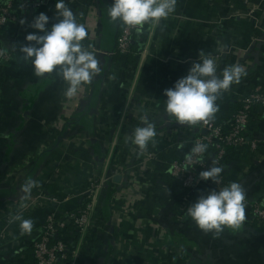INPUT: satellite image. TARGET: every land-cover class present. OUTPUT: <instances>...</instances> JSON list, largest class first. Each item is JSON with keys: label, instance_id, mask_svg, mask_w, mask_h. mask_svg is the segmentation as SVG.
<instances>
[{"label": "crops", "instance_id": "1", "mask_svg": "<svg viewBox=\"0 0 264 264\" xmlns=\"http://www.w3.org/2000/svg\"><path fill=\"white\" fill-rule=\"evenodd\" d=\"M28 1L45 3L29 12L25 23H9L0 33L1 47L12 56L0 67V263L36 264L33 244L46 217L78 209L90 181L110 169L122 179L113 183L105 235L85 242L69 264H264L263 227L246 216V227L205 234L179 210L183 189L163 180V164L158 159L143 164L141 156L172 149L184 158L186 145L201 133L202 122L181 126L169 121L163 95L188 74L200 51L220 57L218 73L234 64L246 70L241 82L218 98V107L227 108L234 95L264 85V42L254 41L261 32L247 17L250 6L244 0H177L175 13L155 29L149 26L145 41L138 40V65L128 68L124 57L115 58L121 23L108 18L112 0L91 5L65 0L86 26L91 45L85 48H92L102 69L76 96L66 98L68 85L55 71L38 77L19 53L26 35L35 31L34 17L46 13L49 28L61 19L56 0ZM14 12L20 14L18 7ZM259 15L264 28V14ZM143 117L156 124L157 136L141 151L131 135ZM255 121L257 130L249 136L257 148H245L226 168L225 178L241 183L246 197L264 203L262 111ZM26 181H35L36 187L25 199L20 189ZM135 183L134 190L126 187ZM43 190L60 204L17 211L22 201ZM17 215L33 221L30 233L22 232L20 221L13 219Z\"/></svg>", "mask_w": 264, "mask_h": 264}, {"label": "clouds", "instance_id": "2", "mask_svg": "<svg viewBox=\"0 0 264 264\" xmlns=\"http://www.w3.org/2000/svg\"><path fill=\"white\" fill-rule=\"evenodd\" d=\"M177 0H112L108 7L111 22H120L142 32L147 24L155 29L162 20L175 13ZM55 8L61 19L50 23L49 16L41 12L33 18L31 28L35 31L25 37L26 43L19 48L25 61H30L36 76L43 77L54 71L68 85L65 97L72 98L84 86L90 84L102 70L99 57L81 43L87 37V28L78 23L73 11L66 6L65 0H56ZM23 24L24 21H21ZM147 53V49H145ZM144 65L141 66V68ZM246 70L239 64L225 67L218 73L216 59L200 51L198 60L192 64L188 74L177 80L172 88L166 89L165 114L169 121L179 125L194 126L198 122L209 123L219 110L216 101L234 84H239ZM142 126L136 127L131 135V143L144 151L157 136V127L147 117L142 118ZM179 147H183L180 145ZM208 149L207 144L194 143L184 156L188 165H198ZM223 166H212L199 173V179L211 180L217 186L221 183ZM35 181L21 185L23 198H27ZM196 227L204 232L220 235L226 229H239L246 219V191L241 183L232 182L219 190H211L199 196L186 209ZM20 221L24 233L33 228L31 219L13 218Z\"/></svg>", "mask_w": 264, "mask_h": 264}, {"label": "built area", "instance_id": "3", "mask_svg": "<svg viewBox=\"0 0 264 264\" xmlns=\"http://www.w3.org/2000/svg\"><path fill=\"white\" fill-rule=\"evenodd\" d=\"M51 1V0H47ZM246 5L250 8L247 11V17L253 21L254 28L260 31V37L255 38L254 41L264 42V28L260 19V13L264 14V0H259L253 3V0H244ZM45 1H28V0H9L6 3H0V33L3 28L9 23H20L24 21L29 12L38 9L44 5ZM18 5V6H17ZM18 7L20 14H15L14 8ZM92 9H95L92 7ZM135 28L124 25L121 33L117 37V51L122 56H125L130 52V45L133 41V33ZM90 41V40H89ZM91 45V42H90ZM90 51L92 48L87 47ZM218 63V56H212ZM12 56L9 52L4 50L0 45V67L9 63ZM237 101L242 104V108L235 113L230 120L224 125V127L216 125L213 121L209 123H201V133L191 142V148L194 143H203L208 146L217 148L220 159L226 160L229 155L228 150L231 149H245V148H257V142L250 140L247 137L248 124L252 117V113L257 109H261L264 113V85L259 84L250 91L239 94ZM202 131L206 133L203 134ZM190 148V149H191ZM190 151V150H189ZM207 152L204 154L203 159L198 165L194 167L188 165L184 158L173 160L170 163V173L178 182L183 189V195L181 198L180 210L186 213V209L201 195H207L211 190H219L220 187L229 185L227 182L221 180L220 185L209 186L208 188L203 187V180L199 179V173L205 171L212 166L211 160H206ZM157 157L149 153L147 156L148 163L156 160ZM146 163V164H148ZM121 175L109 176L106 172L103 176H99L97 184H89V188L86 191L85 207L79 212V214L69 213L67 216L57 219L56 215H48L46 221L42 227L41 235L37 241L33 244L34 260L37 264H64L67 261L68 250L64 246L63 240L61 239V233L68 222L73 223L77 226V231L85 235L89 232L92 227L91 219L93 217L96 203L100 194V189L107 182L115 179ZM213 183L211 180H209ZM101 186V187H100ZM88 196V197H87ZM44 196L41 192H37L31 198H28L27 203L30 206L38 208L39 205L43 204ZM55 202V199H47V202ZM23 202V201H22ZM83 202V203H84ZM32 207V208H33ZM20 214L25 211L21 205L17 209ZM28 213V211L24 212ZM246 216L252 217L253 221L257 223L259 227L264 226V203L261 199L255 197H246ZM11 222L12 219H9ZM61 228V229H59ZM80 228V229H79ZM10 264V263H0Z\"/></svg>", "mask_w": 264, "mask_h": 264}, {"label": "trees", "instance_id": "4", "mask_svg": "<svg viewBox=\"0 0 264 264\" xmlns=\"http://www.w3.org/2000/svg\"><path fill=\"white\" fill-rule=\"evenodd\" d=\"M20 1V0H18ZM93 0H88V3L93 4L92 2ZM18 6V5H17ZM124 27V24H120V29H119V32H118V35L121 33V30L122 28ZM149 27V25H145L144 26V29L142 32H137V31H134L133 33V41H132V44L130 45V52L123 56L124 57V60H125V65L128 67V68H135L137 67L138 65V61H137V56H138V53H139V41L138 40H141L140 42L142 43V41H145L146 40V37H147V28ZM83 44L84 47L90 45V41H89V36L87 34V37L84 41L81 42ZM122 57V55L119 53V51L116 50V53H115V58H120ZM4 66V65H3ZM2 67V66H1ZM237 97L238 95H234L232 101L228 104L227 108H219V110L215 113V116L214 118L211 120L213 121L216 125H219V126H222L224 127V125H226V123L230 120V118L235 114L237 113L241 108H242V104L240 102L237 101ZM261 112V109L257 108L253 113H252V117L250 119V122L248 124V133H247V137L251 138L250 136L252 135L251 131H254V130H257V126H256V115L257 113ZM260 115V114H259ZM258 117V116H257ZM251 134V135H250ZM250 135V136H249ZM251 140V139H250ZM254 141V140H253ZM187 148L189 147V150H190V146L191 144L189 145H186ZM185 147H183L182 149L184 150ZM181 149V150H182ZM213 146H208V149H207V155H206V160H209V158H211L213 156ZM244 151V149H229L228 152H229V155L228 157L226 158V166H225V169L231 165L234 161V159H236L240 153ZM158 161H160L163 166H164V169H163V172H162V177H163V180L169 185L171 186L172 188L173 187H178L179 186V182L171 176V173H170V163L173 161V160H176V159H179V155L176 153V151L173 152L172 149H170L169 151H162L160 153H158V155L156 156ZM112 172L110 171L108 173L109 176H112ZM113 183L114 181L111 180L109 182L106 183V188L104 189V191H102V194L100 195L99 197V200H98V206L96 207V215L99 216V222H97V225L98 226H106V220L108 219L107 217V213L109 210H111V208L113 207V204H112V198L113 196L115 195V190L112 188L113 187ZM177 206H180L179 204ZM85 207V202L81 204V206H79L78 209L74 210V211H71L70 213H75V214H79V212ZM102 209V211L104 212V215L101 217V212H100V209ZM100 212V214H99ZM264 228V226H263ZM88 233H91L90 235V239L88 241H86L87 243H91V242H94V241H97V233L96 231H93V230H89ZM62 235H63V239H68L69 241L73 240L75 237L76 239H78V243L81 244L83 242V239H85V235H82L81 232H78L74 226H73V223H68L67 227H66V230H64L62 232ZM71 243V242H70ZM71 253L69 252V255ZM66 262V261H64ZM63 262V263H64Z\"/></svg>", "mask_w": 264, "mask_h": 264}, {"label": "rangeland", "instance_id": "5", "mask_svg": "<svg viewBox=\"0 0 264 264\" xmlns=\"http://www.w3.org/2000/svg\"><path fill=\"white\" fill-rule=\"evenodd\" d=\"M141 53V51H139V53H138V55ZM127 55V54H126ZM123 57V56H122ZM196 138V137H195ZM194 138V139H195ZM193 139V140H194ZM149 155V153H142L141 154V156L143 157V164L145 163H148V161L147 160H145V159H147V156ZM219 156H220V154H219V152L217 151V148L215 149L214 148V150H213V156L211 157V158H209L210 160H211V162L214 160V161H216V166H223L224 168H225V166H226V161L224 160V159H220L219 158ZM150 163V162H149ZM143 164H141V166H144ZM148 165V164H147ZM226 170V169H225ZM110 172V169L109 170H107L106 171V173L108 174ZM105 173V172H104ZM104 173H102V175H100V176H103V174ZM133 177V176H132ZM133 179H134V177H133ZM97 180H98V177H96V178H94L92 181H90V185L91 184H93V185H96L97 184ZM221 180L224 182H227L228 184H230L227 180H226V178H225V172L224 173H222L221 174ZM134 182H136V180H133ZM203 184V187L204 188H208L209 186H213V184L214 183H211L210 181H205V182H203L202 183ZM216 185V184H215ZM101 187V186H100ZM127 188H132L133 190L136 188V183H135V185H132L131 187H129L128 185L126 186ZM89 188V187H88ZM106 188V184L105 185H103L102 187H101V189H100V194H99V197H100V195L102 194V191H104V189ZM42 193V195L44 196V201H43V205L45 206V208L46 207H48V208H52V207H54V205H59L60 204V201L61 200H58L56 197H54V196H52L51 194H49V193H47V192H45L44 190L41 192ZM86 196V193H85V195H84V197ZM88 197V196H87ZM99 197H98V200H99ZM47 199H50V200H52V199H55L56 201L55 202H50V201H48L47 202ZM85 201V198H83V202ZM82 202V203H83ZM23 208H25V211L24 212H26V211H28L29 212V209H33V208H31L30 207V203H27V202H21V204H20ZM98 206V202L96 203V207ZM96 207H95V211H94V214H93V217H92V219H91V226L92 227H90V229L91 230H93V231H96V233H97V239H102V237L105 235V233H104V229H106L105 228V226L103 227V226H98L97 225V222H99L98 220H99V216L98 215H96L95 213H96ZM179 208V210H180V207H178ZM18 209V208H17ZM71 211H68V212H65V213H63V214H58L57 213V211H54V212H51L49 215H56L58 218L57 219H61V218H63V217H65V216H67L69 213H70ZM48 217V216H47ZM46 217V218H47ZM248 219L250 220V221H252V217H248ZM45 221H46V219H45ZM45 223V222H44ZM68 223H70V222H68ZM68 223L66 224V226H65V228H64V230H66V227H67V225H68ZM74 226V228L77 230L78 228H77V226L76 225H73ZM247 226V223H244L243 224V227H246ZM242 227V226H241ZM59 229H61V228H59ZM80 229V228H79ZM79 232V231H78ZM90 235H91V233H86L85 234V239H83V242L81 243V244H79L78 243V239H76V237L74 238V240H71V241H69L68 239H63V235H62V233H61V239L63 240V243H64V246L65 247H67V250H68V253L70 252L71 254L69 255V254H66L67 255V261L66 262H64V264H69V263H71L76 257L78 258L79 257V255L81 254V249H82V246L84 245V243L86 242V241H88L89 239H90ZM71 242V243H70ZM75 245V246H74ZM78 245H81V248L79 249V248H77L78 247ZM36 263V262H35ZM37 264V263H36Z\"/></svg>", "mask_w": 264, "mask_h": 264}, {"label": "water", "instance_id": "6", "mask_svg": "<svg viewBox=\"0 0 264 264\" xmlns=\"http://www.w3.org/2000/svg\"><path fill=\"white\" fill-rule=\"evenodd\" d=\"M202 133L205 134L206 132H205V131H202ZM121 179H122V178H121L120 176H118V177H115L114 181H116V182H120Z\"/></svg>", "mask_w": 264, "mask_h": 264}]
</instances>
